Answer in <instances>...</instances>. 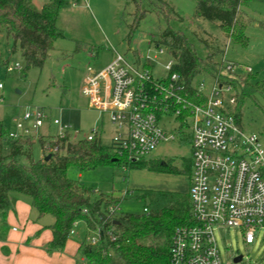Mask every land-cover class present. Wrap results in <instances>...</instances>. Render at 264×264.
I'll list each match as a JSON object with an SVG mask.
<instances>
[{
  "label": "trees",
  "instance_id": "trees-1",
  "mask_svg": "<svg viewBox=\"0 0 264 264\" xmlns=\"http://www.w3.org/2000/svg\"><path fill=\"white\" fill-rule=\"evenodd\" d=\"M35 1L0 0V28L12 39L11 51H20L25 62L24 69L42 65L54 41L64 36L57 25L59 11L79 0H43L39 4ZM128 1L135 5L133 24H137L146 9L140 10L142 0ZM148 1L166 19L174 17L181 20V16L166 0ZM193 1L196 18L217 22L230 42L242 47L247 45L246 30L252 19L241 10L246 0ZM154 42L157 47L163 44L173 58L169 72L177 73L191 99H194L196 89L193 79L197 75H210L230 83L236 93L234 116L239 125L244 100L253 93L264 97V79H258L251 70L241 75L227 68L223 58H217L218 50L209 51L205 57L199 58L183 32L166 27L156 35ZM7 64L8 60L2 63L4 67ZM146 65L152 72L155 61L147 60ZM180 131V141L190 142V135ZM37 141L41 150L46 151L43 157L33 159L31 135L19 134L11 138L0 120L1 241L5 240L7 213L14 209L12 193L19 192L30 197V204L38 216L53 217L50 225L52 238L47 244L49 251L62 250L72 237L75 224L81 222L84 234L79 241L80 254L85 260L94 264H168L173 231L180 225L192 222L188 191H140L134 197L143 203L142 211L127 213L120 210V205L131 194L128 190L120 197L96 192L67 174L70 168L80 172L112 165L117 161L125 168L174 170L167 161L158 157L129 160L114 151L113 141L110 145H104L97 135L90 140L86 137L73 139L69 133L63 137L57 134L41 135L37 136ZM4 143L8 147L7 153L3 152ZM49 148L54 150L48 151ZM48 154L50 157L44 160ZM18 156H22L25 162L17 160ZM187 169L190 179L191 160ZM112 206L118 209L107 217ZM97 230L100 231L97 240L91 243L90 238Z\"/></svg>",
  "mask_w": 264,
  "mask_h": 264
},
{
  "label": "rangeland",
  "instance_id": "rangeland-1",
  "mask_svg": "<svg viewBox=\"0 0 264 264\" xmlns=\"http://www.w3.org/2000/svg\"><path fill=\"white\" fill-rule=\"evenodd\" d=\"M43 0H36L37 4ZM181 16L166 19L156 12L154 5L142 0L140 10L146 9L145 15L134 23L135 5L128 0H79L71 2L59 11L57 25L64 36L57 38L41 66L24 69V59L20 51H11L12 39L0 28V120L8 133L17 132L15 119H20L27 108L38 107L46 118L44 125L32 134L31 155L33 159L43 157L37 135H55L57 126L52 123L58 119L61 124L70 126L72 138H84L93 129L104 145H110L112 138L119 132L106 112H100L88 105L81 94V86L86 75L105 66L115 52L123 54L133 62L138 56L143 58L157 54L153 76H166L165 64L170 59L165 46L158 54L154 39L166 27L185 34L193 46L196 55L203 58L209 51H219L217 58L234 65L237 74L246 73L249 67L258 79H264V1L246 0L241 6L243 13L252 19L246 33L248 42L245 47L232 43L220 30L218 23L195 16L193 0H166ZM260 22L263 24L261 25ZM4 60L8 64L18 63L20 68L6 71ZM228 74V72L226 71ZM234 75L233 73H231ZM199 79L204 81V92L213 82L210 75L201 74L193 79L194 85ZM263 83V82H262ZM261 83V84H262ZM263 85V84H262ZM240 126L246 133H254L264 149V97L253 93L243 102ZM165 119V118H164ZM164 128L172 131L174 121ZM25 126L28 124L23 121ZM163 125V123H162ZM73 131H78L74 134ZM188 133V132H186ZM3 152H8L3 144ZM160 158L167 161L174 170L154 171L147 168H125L120 161L112 165L87 169L78 172L70 168V178L79 179L83 185L96 192L111 193L120 197L128 190L131 194L122 201L120 210L127 213L141 212L143 203L134 196L140 191L187 192L190 161V142H181L180 134L174 140L161 143L146 158ZM25 162L22 156L16 157ZM80 173V176L78 175ZM12 195L30 205V197L19 192ZM32 215H37L30 205ZM43 219H50L51 215ZM7 231L11 225L7 224ZM20 229L18 225H14ZM223 264H264V234H257L253 243H245L238 229L225 228L215 234ZM241 254L242 260L233 262V256Z\"/></svg>",
  "mask_w": 264,
  "mask_h": 264
},
{
  "label": "built area",
  "instance_id": "built-area-1",
  "mask_svg": "<svg viewBox=\"0 0 264 264\" xmlns=\"http://www.w3.org/2000/svg\"><path fill=\"white\" fill-rule=\"evenodd\" d=\"M158 48V54L164 52ZM156 56H137L131 62L115 52L102 68H89L80 91L90 107L108 113L119 129L112 138L114 151L129 160L149 156L161 143L174 140L180 130L188 132L192 222L173 231L168 264H223L216 232L236 228L249 244L258 233L264 234V149L254 133L244 132L236 122V93L230 83L213 78L208 92H204V81L199 79L191 99L177 73L169 72L173 58L165 64L166 76H153L146 61H155ZM233 66L227 64L231 70ZM19 68L17 62L5 65L6 71ZM45 118L38 107L27 108L20 119L14 120L17 132L9 136L36 135ZM170 120L175 124L172 131L164 128V121L167 125ZM23 121L28 124L25 126ZM52 123L59 137L72 134L69 125L58 119ZM95 135L97 131L93 129L86 138L90 140ZM117 209L109 207L107 217ZM99 232L90 238L91 243L96 242Z\"/></svg>",
  "mask_w": 264,
  "mask_h": 264
},
{
  "label": "crops",
  "instance_id": "crops-1",
  "mask_svg": "<svg viewBox=\"0 0 264 264\" xmlns=\"http://www.w3.org/2000/svg\"><path fill=\"white\" fill-rule=\"evenodd\" d=\"M30 205L17 198L14 209L7 213L6 224L11 225V229L7 231V225L5 240H0V264H94L80 254L79 241L84 234L81 222L75 225L72 237L62 250L49 251L52 223L50 219H43L47 215L37 214L31 218Z\"/></svg>",
  "mask_w": 264,
  "mask_h": 264
},
{
  "label": "water",
  "instance_id": "water-1",
  "mask_svg": "<svg viewBox=\"0 0 264 264\" xmlns=\"http://www.w3.org/2000/svg\"><path fill=\"white\" fill-rule=\"evenodd\" d=\"M49 157H50V154L46 155V156L44 157V160H47ZM240 259H241V254L235 256V257L233 258V261H234V262H239Z\"/></svg>",
  "mask_w": 264,
  "mask_h": 264
}]
</instances>
